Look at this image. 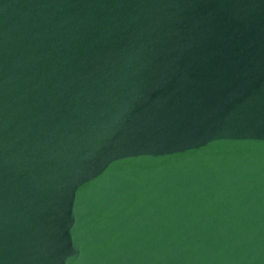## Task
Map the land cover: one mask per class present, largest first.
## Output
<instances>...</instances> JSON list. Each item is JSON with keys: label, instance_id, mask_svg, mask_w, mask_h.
I'll return each instance as SVG.
<instances>
[{"label": "water", "instance_id": "water-1", "mask_svg": "<svg viewBox=\"0 0 264 264\" xmlns=\"http://www.w3.org/2000/svg\"><path fill=\"white\" fill-rule=\"evenodd\" d=\"M0 264H264V0H0Z\"/></svg>", "mask_w": 264, "mask_h": 264}]
</instances>
